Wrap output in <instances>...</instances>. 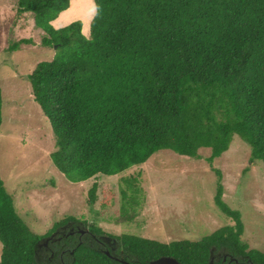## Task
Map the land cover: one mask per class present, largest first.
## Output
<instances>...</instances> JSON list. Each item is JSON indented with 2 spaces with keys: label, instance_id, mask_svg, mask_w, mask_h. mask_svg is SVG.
Here are the masks:
<instances>
[{
  "label": "trees",
  "instance_id": "1",
  "mask_svg": "<svg viewBox=\"0 0 264 264\" xmlns=\"http://www.w3.org/2000/svg\"><path fill=\"white\" fill-rule=\"evenodd\" d=\"M94 1L89 37L81 21L61 29L52 25L71 0L16 3L18 14L32 15L45 32L43 46L56 52L28 76L53 129V164L70 182L80 183L123 174L160 151L201 159L200 151L209 149L207 162L218 178L215 204L235 225L199 241L168 244L133 234L110 236L135 258L131 264H151L160 257L210 264L213 246L264 263V253L241 240L242 215L224 202L222 173L213 166L235 136L250 145L251 162L264 165V0ZM29 42L21 40L16 49ZM2 123L0 87V131ZM138 179L120 182L117 224L138 216L144 199ZM98 191L95 182L90 206L98 201ZM112 191L110 185L102 189L105 198ZM75 221L67 216L40 235L21 217L0 177V264H40L37 252L44 238ZM88 229L97 237L105 234L94 224ZM101 248L91 236L68 244L69 264H124Z\"/></svg>",
  "mask_w": 264,
  "mask_h": 264
},
{
  "label": "rangeland",
  "instance_id": "2",
  "mask_svg": "<svg viewBox=\"0 0 264 264\" xmlns=\"http://www.w3.org/2000/svg\"><path fill=\"white\" fill-rule=\"evenodd\" d=\"M18 0H0V87L3 96V123L0 131V177L15 197L21 217L40 235L49 233L67 216L76 217L86 227L97 225L115 237L138 235L162 243L199 241L235 221L215 204L217 175L207 159L182 157L165 150L147 163L123 174L70 182L55 167L51 153L56 141L50 121L35 101L28 76L41 62L52 61L55 50L44 47L45 32L30 14L19 15ZM96 15L94 0H71L70 8L52 22L61 29L74 22L83 23V34L90 36ZM21 40H29L16 49ZM214 168L222 173L223 200L242 215L241 240L250 248L264 251V165L251 162V147L238 136L231 148L215 159ZM135 176L143 189L135 221L117 224L120 214V182ZM99 185L98 201L89 205V190ZM113 189L108 198L104 186ZM108 199L105 209L103 201ZM67 227V224L59 229ZM58 229V230H59ZM57 231L44 239L48 240ZM3 248L0 243V260Z\"/></svg>",
  "mask_w": 264,
  "mask_h": 264
},
{
  "label": "flooded vegetation",
  "instance_id": "3",
  "mask_svg": "<svg viewBox=\"0 0 264 264\" xmlns=\"http://www.w3.org/2000/svg\"><path fill=\"white\" fill-rule=\"evenodd\" d=\"M90 236L102 247L101 250L116 262L120 261L124 264H131L135 261L133 256H130L121 250L118 239L109 234H102L97 237L96 235L91 234L88 227L79 220L68 222L67 227L57 230V233L53 238H49L48 240L45 239L37 252V260L40 264H69L70 258L67 249L68 244H74L77 240L81 243H85ZM89 243H92V241L90 240ZM252 249L264 253L261 249ZM209 262L210 264H264L261 263V261L256 262L250 258L249 255H245L240 251L232 252L225 246H213L210 251Z\"/></svg>",
  "mask_w": 264,
  "mask_h": 264
},
{
  "label": "water",
  "instance_id": "4",
  "mask_svg": "<svg viewBox=\"0 0 264 264\" xmlns=\"http://www.w3.org/2000/svg\"><path fill=\"white\" fill-rule=\"evenodd\" d=\"M56 49H57V46H56ZM151 264H181V263L173 257H161L153 261Z\"/></svg>",
  "mask_w": 264,
  "mask_h": 264
}]
</instances>
